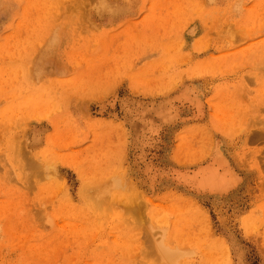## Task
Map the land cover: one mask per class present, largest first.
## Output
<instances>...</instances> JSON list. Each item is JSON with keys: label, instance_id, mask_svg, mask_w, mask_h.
Segmentation results:
<instances>
[{"label": "rangeland", "instance_id": "rangeland-1", "mask_svg": "<svg viewBox=\"0 0 264 264\" xmlns=\"http://www.w3.org/2000/svg\"><path fill=\"white\" fill-rule=\"evenodd\" d=\"M0 264H264V0H0Z\"/></svg>", "mask_w": 264, "mask_h": 264}, {"label": "bare ground", "instance_id": "bare-ground-1", "mask_svg": "<svg viewBox=\"0 0 264 264\" xmlns=\"http://www.w3.org/2000/svg\"><path fill=\"white\" fill-rule=\"evenodd\" d=\"M184 93L180 94V98H182V95H186V92ZM133 101H127V107L121 108L125 109L124 111L128 118V122L132 127L131 133L133 131L135 133V143L137 144V147L139 148L141 152L140 154L142 156L144 147L148 145L149 141L152 138H154V135L158 132L159 128L162 125L171 123L173 120H175L177 114L176 111L173 110L172 103L168 99L153 102L152 104L149 102L148 105L147 103H143L142 101V103L140 101ZM190 101L192 100L190 99ZM147 132L150 133L149 136H146ZM226 176L231 177V171L226 166V163L223 161V158L219 154L213 155L210 163L208 162L205 165H200L195 169L187 170L184 173L178 174L179 180L184 181L186 184H189L194 190L199 191H204L206 188H211L212 186L215 188L224 186L225 182L227 181ZM130 202L132 204L135 203V205L139 206V203L137 201ZM131 203L129 204L131 206H134V204L132 205ZM129 204L127 206H129ZM127 206L123 207L126 208Z\"/></svg>", "mask_w": 264, "mask_h": 264}]
</instances>
